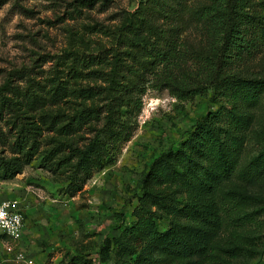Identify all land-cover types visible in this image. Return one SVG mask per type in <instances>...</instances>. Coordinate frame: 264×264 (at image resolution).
Returning a JSON list of instances; mask_svg holds the SVG:
<instances>
[{"label":"rangeland","instance_id":"1","mask_svg":"<svg viewBox=\"0 0 264 264\" xmlns=\"http://www.w3.org/2000/svg\"><path fill=\"white\" fill-rule=\"evenodd\" d=\"M167 1L172 6L165 9L178 11L175 17H150L163 26H178L172 44L186 53V60L170 73L193 84L199 80L195 55L208 54L211 47L210 37L193 9L209 0H179L180 5L176 0ZM145 3L0 0V200L18 199L24 216L16 238L0 237V264H24L15 257L18 251L37 264H61L66 253L85 256L91 264L112 262V245L108 259L99 253V246L104 237L119 232L114 227L117 213L122 212L125 221L132 222L149 162L161 150L176 148L207 107L209 89L178 98L168 87L154 86L150 72L141 78L145 87L141 94L126 89V65H141L137 61L140 52L126 37L133 35L129 27L137 26L144 11L138 9ZM141 34H134V41ZM90 56L96 58L88 64ZM161 65L156 68L162 71ZM235 66L246 75L264 77V48L244 55ZM114 73L119 84L109 83ZM57 84L65 85L67 91L87 86L101 90L90 98L68 93L57 102L45 100ZM119 92L139 99V108L120 96L110 99ZM26 95L39 102L29 107ZM83 107L95 108L97 115L66 132L63 127L67 129L72 115ZM244 111L251 120L244 131L236 170L221 181L213 196L221 221L214 239L229 246L237 243L236 233L253 237L254 247L261 251L247 254L236 250L234 257H227L228 264H264L260 244L264 233V172L249 177L239 170L264 149V90L254 103L244 105ZM121 119L129 124V136L116 140L112 147L107 128ZM20 134L29 139L25 148L35 141L27 153L17 142ZM93 138L108 143L102 163L88 174H73V146ZM230 188L255 198L224 194ZM168 221L159 218L160 229H165ZM143 254L137 261L129 260L134 264H184L182 256L159 245Z\"/></svg>","mask_w":264,"mask_h":264},{"label":"trees","instance_id":"2","mask_svg":"<svg viewBox=\"0 0 264 264\" xmlns=\"http://www.w3.org/2000/svg\"><path fill=\"white\" fill-rule=\"evenodd\" d=\"M76 1L89 5L93 0ZM146 2L138 9L144 11L139 14L137 26L129 27L133 35L126 37L140 52L137 61L141 63L137 66L126 65V89L131 88L141 94L145 90L141 78L150 72L154 86H166L178 98L205 93L208 89L210 94L207 107L194 119L179 145L161 150L149 162L141 178L142 192L138 196V204L132 210V222H126L122 212L117 213L114 227L119 232L104 237L99 246V253L106 254L105 259H108V249L112 245V262L107 260L104 264H134L137 259L144 257L146 249L155 245L182 256L184 264H228L227 257H234L236 250L247 254L260 252L259 248L254 247L253 237L245 238L239 233H236L237 243L229 246H223L214 239L221 221L213 196L218 193L221 181L236 170L244 131L251 120V115L244 111V105L254 103L264 90V77L246 75L235 66L244 55L264 48V0H209L193 9L207 38L210 37L211 46L208 54L195 55L199 61L196 63L199 80L193 84H188L186 80L180 81L170 73L174 67H179L181 61L184 63L186 60V53H180L172 44L178 26H163L150 17V14H157L166 20L175 17L178 11L167 12L165 7L172 6L167 0ZM175 3L180 5L179 0ZM147 13L149 17H146ZM141 32L134 41V34ZM175 50H178L177 53ZM95 58L90 56L88 64ZM132 58L136 59L134 52ZM159 64H162V71L156 68ZM109 81L110 84L120 82L115 73ZM100 90V87L87 86L67 91L65 85L57 84L49 97L44 98H48L49 102H57L68 93L90 98ZM117 96L131 101L138 108L140 106L139 99L133 98L130 93H114L110 99ZM37 102L27 96L29 107L35 106ZM95 110L92 107L81 108L70 118L68 128L63 129L70 132L72 126H79L96 116ZM107 131L109 142L114 147L116 140L128 138L129 124L121 119L115 126H109ZM28 140L25 134L18 136L17 142L21 149L25 148ZM34 142L31 141L29 147L25 148L26 153L34 146ZM107 145V141L93 138L82 146H73L70 153V157L74 158L73 174H88L92 167L101 164L102 156L108 151ZM239 170L249 177L261 175L264 172V149ZM224 194L243 199L255 198L236 188L227 189ZM159 218H168L165 229H160ZM262 222L264 224V215ZM260 244L264 250V233ZM131 258L135 261L131 262ZM61 264H91V260L80 254L66 253Z\"/></svg>","mask_w":264,"mask_h":264},{"label":"built area","instance_id":"3","mask_svg":"<svg viewBox=\"0 0 264 264\" xmlns=\"http://www.w3.org/2000/svg\"><path fill=\"white\" fill-rule=\"evenodd\" d=\"M24 224V216L19 200L16 198H4L0 200V237L16 238ZM17 261L24 264H37L36 261L22 251L15 255Z\"/></svg>","mask_w":264,"mask_h":264}]
</instances>
